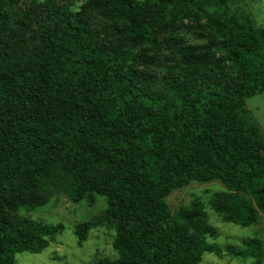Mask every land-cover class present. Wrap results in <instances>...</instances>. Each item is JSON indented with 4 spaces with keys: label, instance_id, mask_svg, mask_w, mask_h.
Instances as JSON below:
<instances>
[{
    "label": "trees",
    "instance_id": "1",
    "mask_svg": "<svg viewBox=\"0 0 264 264\" xmlns=\"http://www.w3.org/2000/svg\"><path fill=\"white\" fill-rule=\"evenodd\" d=\"M50 3L23 39L18 0H0V264L64 230L17 214L44 206L53 178L70 183L74 203L106 199L73 231L80 244L113 232L116 258L97 264H199L218 253L202 203L175 215L166 203L191 183H221L215 213L255 225L264 136L245 104L264 92V28L227 0ZM188 29L195 41L180 36ZM243 245L239 255L262 256V241Z\"/></svg>",
    "mask_w": 264,
    "mask_h": 264
},
{
    "label": "rangeland",
    "instance_id": "2",
    "mask_svg": "<svg viewBox=\"0 0 264 264\" xmlns=\"http://www.w3.org/2000/svg\"><path fill=\"white\" fill-rule=\"evenodd\" d=\"M55 7L73 2L79 6L84 0H53ZM230 11L236 15H247L255 27L264 28V0H227ZM50 0H18L21 25L25 29L23 39L29 38L40 26V21L47 15ZM196 25L195 22H185ZM196 29L180 32L186 41H195ZM19 35L15 34V39ZM247 124L256 126L264 136V92L246 100ZM53 178L44 189L47 198L44 206L35 209H21L17 212L22 217L29 218L40 224H62L64 230L57 235L54 242L38 254L21 253L15 255V264H97L101 258H116L112 248L113 232L108 229L92 230L84 243H78L74 235V226L103 214L106 199L93 195L91 202L83 199L74 203L71 199V185L61 179ZM225 187L212 181L206 184L191 183L186 187L175 190L166 198V203L172 215L180 207L189 206L194 202L203 204L208 225L214 229L217 236L208 238L207 242L214 245L218 253L203 254L199 264H264V215L258 214L255 225L242 228L234 224L224 223L211 208L209 201L214 194L224 192ZM256 239L263 242V254L260 257L239 255L245 246L244 240Z\"/></svg>",
    "mask_w": 264,
    "mask_h": 264
}]
</instances>
